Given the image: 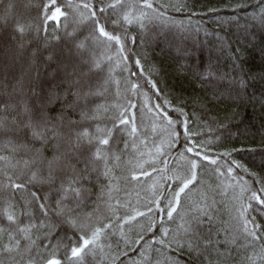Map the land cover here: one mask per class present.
Instances as JSON below:
<instances>
[{
	"label": "snow or ice",
	"instance_id": "obj_1",
	"mask_svg": "<svg viewBox=\"0 0 264 264\" xmlns=\"http://www.w3.org/2000/svg\"><path fill=\"white\" fill-rule=\"evenodd\" d=\"M36 7L46 36L48 24L53 26L57 67L47 80L30 86L28 94L0 100V151L8 153L0 155V264H89L90 256L113 248L111 238L117 235L118 254L111 255V264H123L120 255H127L118 252L120 241L138 249L139 264H160L141 243L147 233L156 232L159 238L153 236L151 243L160 246L155 251L166 253L164 264H228L234 252L256 246L259 251L246 254L241 264H264V218L258 221L250 214L264 213V176L256 177L240 164L234 150L210 155L211 142L197 140L200 133L190 127L195 118L194 110L192 116L188 111L191 102L169 99L154 79L158 70L145 74L135 57V47L144 42L153 20L163 18L168 7L184 10L188 5L41 0ZM242 7L237 4L233 11ZM258 7L252 19L264 28V0H258ZM14 8L2 4L0 28L11 21L10 39L24 48L26 38L39 29L15 16ZM191 54L183 50L186 58ZM38 55L39 49H33L31 56ZM242 60L237 49L232 72L197 73L212 98L227 107L255 99L248 89L256 77L245 72ZM117 67L128 73L123 86L113 80ZM259 78L264 80V73ZM110 81L112 100L97 102ZM141 94L142 107L132 99ZM260 95L264 101V92ZM152 97L156 103H150ZM169 158L176 163L170 166ZM73 161L85 167L77 168ZM209 166L217 177L235 180V169L254 177L251 183L238 182V193L233 190L238 208L228 221L219 215L217 196H226V188L233 186L223 181L216 187L207 184L202 174ZM148 177L153 183L146 210L121 200L120 193L128 195V185ZM57 180L54 197L43 192V185ZM135 225L141 231L130 240L127 233Z\"/></svg>",
	"mask_w": 264,
	"mask_h": 264
},
{
	"label": "trees",
	"instance_id": "obj_2",
	"mask_svg": "<svg viewBox=\"0 0 264 264\" xmlns=\"http://www.w3.org/2000/svg\"><path fill=\"white\" fill-rule=\"evenodd\" d=\"M40 2L41 0H0V7L3 3L15 5L13 9L15 16L24 21L33 22L36 29H39L33 31L26 38L25 47L20 48L9 37L12 33L11 21L8 27L0 28V38L4 40L0 46L8 50V53L4 55L8 56L11 52L17 57L18 62H20L19 58L25 59L26 57L29 61L27 72L17 80L13 76L11 78L7 69L0 68V100L9 99V94L13 100L28 94L30 86H35L38 80H47L49 74L57 67L58 49L52 38L53 26L51 23L48 24L46 36L42 30V17L36 7ZM153 2L165 5L187 4L188 8L177 10L175 7H168L163 18L153 20L148 25L144 34V42L138 43L134 50L135 57L141 60L145 74L158 70L154 79L158 81L159 88L169 99L175 101L177 97H181L191 102L188 111L192 116L194 110L195 118L190 119V127L200 133L196 137L197 140L211 142L209 144L210 155H216L225 148L234 150L232 155L240 164L255 173L256 177L264 176V107H262L264 101L260 95L264 92V80L259 78L264 73V28H261L258 21L252 19L259 11L258 0H153ZM237 4H242L244 7L233 11V7ZM210 9L217 10L210 11ZM193 10L197 13L196 15H192ZM5 38L9 39L12 44L5 45V42H8ZM46 39L49 41L47 45L45 44ZM36 48L39 49L40 55L32 57L31 52ZM184 49L192 53L190 58L183 55ZM237 49L243 57L245 72L256 77L255 80H250L248 89L250 95L255 93V99L240 106L227 107L212 98L210 88L197 78V73L205 70L214 73L232 72L233 53ZM1 52L0 50V56ZM48 56H52L53 59L48 60ZM65 56H67L66 52ZM103 75H107V69ZM127 75V72H122L118 67L112 72L113 80L121 81V86H123V78ZM104 87L107 91L103 97L98 98L99 103L111 101L113 98L114 84L110 81ZM132 99L141 107L145 103L143 94ZM150 103H156L155 97H152ZM144 123H149L147 116L144 117ZM221 123L226 127L221 128ZM7 154L0 151V155ZM73 163L77 168L85 167L83 163L77 164L75 161ZM174 163L176 162L169 158L170 166ZM157 166H161L159 162ZM3 167V162H0V168ZM145 167H150V165L146 164ZM211 169L212 166H209L202 174L207 184L216 187L223 181L225 185L231 183L233 186L226 188L228 193L226 196H217L219 215L223 220L228 221L230 217L237 214L238 208V204L232 199L233 190L238 193L239 184H242L243 180L251 183L254 177L247 175L241 169H235L236 179H226L217 177ZM121 171L118 170L117 174ZM155 176L156 173H153V177ZM2 179L3 177L0 176V180ZM151 183H153L152 177L142 178L140 184L133 182L132 185L127 186V196L123 192L120 193L121 200H130L131 208L146 210L148 200L152 196L151 191L148 190ZM58 184L59 180L52 186L43 185V192H50L54 197L55 187ZM246 196L247 194L245 203H247ZM123 211L121 209L122 213ZM250 214H255L258 221L264 218V213ZM152 215H155V212ZM138 219L144 220V218ZM139 231H141L140 225H135L127 233L128 238L135 240ZM153 236L159 238L158 232L147 233L144 241L148 243L145 244L144 241L141 243L153 256L159 257L160 264H164L166 253L155 251L160 246L151 243ZM119 239V235L112 237L113 248L106 247L103 251H98L95 256H90L89 264H111V255L118 254L115 251L114 242ZM132 247L120 241L118 252L127 251V255H120V261L123 264H134V262L139 264L138 249L134 251ZM254 251L258 252L259 247L248 248L246 251L241 249L239 254L234 252V260H230L228 264H241L243 257L246 254L253 255Z\"/></svg>",
	"mask_w": 264,
	"mask_h": 264
},
{
	"label": "rangeland",
	"instance_id": "obj_3",
	"mask_svg": "<svg viewBox=\"0 0 264 264\" xmlns=\"http://www.w3.org/2000/svg\"><path fill=\"white\" fill-rule=\"evenodd\" d=\"M8 36H9V34H8ZM5 39H6V41H8V42H5V45H11L12 44L11 41L9 42V39H7V38H5ZM3 42H4V40L0 44H2ZM10 49H11V46H10ZM0 50L3 52V54L1 52V56H0V68L1 69H3V68L7 69L10 73L11 78L13 76V78L15 77L16 80L21 79V76L27 72L28 67H29V61H27V57L25 59L19 58L20 62H18L17 57H15V55L13 53L10 52L11 54L9 53V55L6 56L4 54L8 53L7 52L8 50L7 51L4 50L2 46H0ZM4 51H6V52H4ZM253 206L255 207V204ZM258 212L259 211H256L255 213H258Z\"/></svg>",
	"mask_w": 264,
	"mask_h": 264
}]
</instances>
